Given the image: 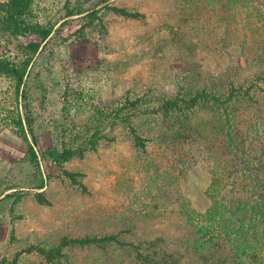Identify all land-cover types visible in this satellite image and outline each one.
I'll return each instance as SVG.
<instances>
[{"label":"rangeland","instance_id":"obj_1","mask_svg":"<svg viewBox=\"0 0 264 264\" xmlns=\"http://www.w3.org/2000/svg\"><path fill=\"white\" fill-rule=\"evenodd\" d=\"M193 2L33 0V20L53 27L49 45L40 49L26 78L32 106L37 109L41 150L61 151L63 127L71 134L84 125L92 104L118 103L127 95L171 97L190 67H197L205 78L225 72L230 64L245 67L238 47H225L224 29L213 17L203 20V10ZM107 4L145 17L123 18L106 10ZM80 8L97 10L102 21L96 20L81 33L88 13L69 16ZM1 29L0 25V57L22 61L18 46L24 38L16 39ZM239 74L244 78L247 73L240 70ZM67 84L72 89V109L77 104L83 107L78 113L74 110L70 119L63 117ZM11 88L9 80L0 77V262L48 264L37 253L24 250L86 236L117 234L125 242L136 243L160 238L165 247L180 234L181 221L176 217L180 195L195 210L207 209L204 192L210 175L205 170L196 168L186 183L176 184L167 193L165 164L161 160L142 164L144 157L122 127L112 129L111 118L105 128L115 141H101L96 151L65 164L66 170L79 174L84 188L72 183L49 157H40L39 167L34 166L27 158L26 141L3 123L4 104L14 108ZM81 94L85 99L80 100ZM157 176L162 180L155 187ZM42 182L44 188L39 189ZM39 192L49 204L37 201ZM64 253L65 257L52 264H98L97 260L105 261L107 256L100 249L79 247Z\"/></svg>","mask_w":264,"mask_h":264},{"label":"trees","instance_id":"obj_2","mask_svg":"<svg viewBox=\"0 0 264 264\" xmlns=\"http://www.w3.org/2000/svg\"><path fill=\"white\" fill-rule=\"evenodd\" d=\"M193 3L203 10V20L215 18L224 29L225 47L237 46L246 66L230 64L225 72L207 78L197 67H190L178 84L179 91L171 97L127 95L118 103L92 104L84 125L71 134L63 127L62 150L44 152L36 132L37 109L32 106L26 78L40 49L49 45L53 27L33 20V0L0 1L1 30L16 39L24 38L18 46L22 61L0 57V77L12 84L14 105L11 110L5 102L7 110L1 109V114L5 116L3 123L26 141L30 163L39 167L40 157H49L72 183L84 188L79 174L66 170L65 164L96 151L101 141H115L105 128L111 118L112 129L122 127L133 148L144 157L142 164H156L157 160L165 164L167 193H172L176 184L186 183L196 168L210 175L204 192L207 209L195 210L189 199L180 195L176 210L180 234L165 247L160 238L136 243L110 234L65 238L49 248L30 245L25 252L37 253L48 264L61 260L71 247L102 250L107 256L105 261L97 260L98 264H264V0ZM105 9L123 18L145 17L126 8L108 5ZM85 13L81 33L96 20L102 21L97 10L85 12L80 8L70 11L69 16ZM240 70L247 73L244 78H240ZM71 91L67 84L63 117L69 119L74 110H83L79 104L72 109ZM82 97L85 99L81 94L80 100ZM160 180L153 178L155 187ZM38 188L43 189L44 182ZM36 199L49 204L43 192L37 193ZM109 249L114 254H107ZM0 264L17 263L4 260Z\"/></svg>","mask_w":264,"mask_h":264}]
</instances>
